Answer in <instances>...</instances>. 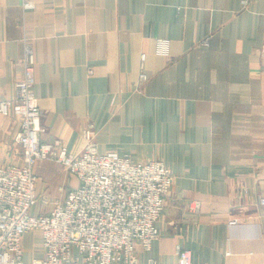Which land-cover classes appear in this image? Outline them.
I'll use <instances>...</instances> for the list:
<instances>
[{"label":"crops","instance_id":"obj_1","mask_svg":"<svg viewBox=\"0 0 264 264\" xmlns=\"http://www.w3.org/2000/svg\"><path fill=\"white\" fill-rule=\"evenodd\" d=\"M35 1L0 0V93L13 97L29 45L44 142L79 154L92 125L100 152L171 169L140 264H178L179 245L199 264H264V0ZM18 126L0 115L3 162ZM36 173L57 177L51 203L79 184L50 162ZM41 243L25 235L24 264Z\"/></svg>","mask_w":264,"mask_h":264},{"label":"built area","instance_id":"obj_2","mask_svg":"<svg viewBox=\"0 0 264 264\" xmlns=\"http://www.w3.org/2000/svg\"><path fill=\"white\" fill-rule=\"evenodd\" d=\"M21 1L26 10L36 5ZM35 85V57L27 45L13 97L0 93V115L17 120L13 143L21 150L20 163L0 162V264H24L23 239L29 233L42 237L43 257L31 264H140L139 253L159 238L157 224L174 185L173 172L162 161L100 152L92 125L83 131L79 154L60 141L44 142ZM47 160L61 163L79 184L37 213L36 167ZM177 256L178 264H199L180 245Z\"/></svg>","mask_w":264,"mask_h":264},{"label":"rangeland","instance_id":"obj_3","mask_svg":"<svg viewBox=\"0 0 264 264\" xmlns=\"http://www.w3.org/2000/svg\"><path fill=\"white\" fill-rule=\"evenodd\" d=\"M17 149H18V146L15 145V144L12 142V143L10 144L8 150H6V151L8 152L7 155H8V160H9V161H7V162H3L2 160H0V162H1V163H8V162L18 161L20 155H18V157H17V156L15 157V154L17 153V152H16ZM18 150H19V149H18ZM13 151H14V153H12ZM10 154H13V155L10 156ZM20 154H21V153H20ZM6 159H7V158H5V161H6ZM43 162H50V163L56 164L57 166L59 165V167L61 166V170H62V171H63V169H64V171H66L67 174H69L70 176H73V175L70 174V173L66 170V168H65L64 166H62V164L59 163V162L51 161V160H47V161H43ZM63 167H64V168H63ZM36 178H37V194H38V196H39V197H38V198H39V201H38L37 207H36V209H35V212H37V208L40 207V208H41V211H40V212L44 213V212L48 211V210L52 207V203H51V201H52L53 199H51V197L48 198V199H44V198L48 196V193H49L48 191L51 189L50 187L55 185V180L57 179V177L54 178V179L50 178L49 180H47V179H42V180H41V179H39V176H38V174L36 173ZM49 188H50V189H49ZM45 202H48V204H46ZM40 212H37V213H40ZM29 234H31V233H29ZM35 235H37V234H35ZM23 241H24V239H23ZM41 245H42V243H41ZM40 249H41V247H40ZM138 256H139V255H138ZM41 258H42V257H41ZM139 262H140V257H139Z\"/></svg>","mask_w":264,"mask_h":264}]
</instances>
